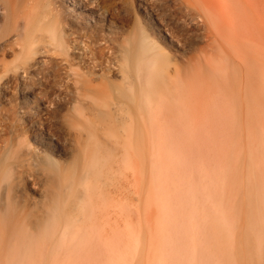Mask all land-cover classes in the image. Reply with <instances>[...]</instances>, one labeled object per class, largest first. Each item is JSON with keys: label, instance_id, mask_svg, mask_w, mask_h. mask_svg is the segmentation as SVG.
<instances>
[{"label": "bare ground", "instance_id": "obj_1", "mask_svg": "<svg viewBox=\"0 0 264 264\" xmlns=\"http://www.w3.org/2000/svg\"><path fill=\"white\" fill-rule=\"evenodd\" d=\"M18 1L0 0L5 21L0 53H8L11 44L20 51L12 64H0V100L9 98L5 94L11 91L18 100L0 110V252H6L0 264H31L43 248L39 240H56L58 248L67 238L73 241L79 219L70 214L75 211V216L86 218L94 195L106 184L112 158L122 152L127 161H139L141 124H200L205 118L202 79L215 73L214 64L226 62L221 34L211 30L220 17V0H192L207 45L183 67L172 65L169 51H158L150 38L167 47L175 42L180 49L188 38L147 6V31L135 25L130 38L121 39L100 32L102 27L108 32L113 28L109 18L124 23L117 5L59 0L67 12L76 14L73 19L85 22V29L73 23L77 29L68 31V21L53 0H45L28 19L20 13ZM86 23L93 29L86 31ZM60 108L65 113L56 119ZM190 129L186 130L192 136ZM69 150L71 161L57 159ZM26 189L43 191L46 198L36 235L25 228L36 206ZM205 225L215 252L226 263L230 234L224 220L212 212Z\"/></svg>", "mask_w": 264, "mask_h": 264}, {"label": "rangeland", "instance_id": "obj_2", "mask_svg": "<svg viewBox=\"0 0 264 264\" xmlns=\"http://www.w3.org/2000/svg\"><path fill=\"white\" fill-rule=\"evenodd\" d=\"M222 1L217 4L220 21L217 15L211 30L221 34L226 62L214 64L215 73L202 79L204 121L141 124L139 161H127L122 152L117 153L86 218L75 216V211L70 214L79 219L74 225L75 239L67 238L61 248L56 240L45 244L39 240L38 246L43 248L34 254L31 264H264V0ZM52 2L60 5L68 31L77 29L74 25L85 29V22L73 19L76 14L67 12L63 1ZM102 2L122 8L125 17L122 24L109 18L113 28L108 32L102 27L103 35L128 39L135 25L145 29L146 6L183 33L188 39L182 49L175 42L167 47L150 38L158 51H169L174 66H185L207 45L192 0ZM44 3L19 0L17 6L28 19ZM1 13L0 29L5 25ZM92 29L86 23V31ZM19 55V46L11 44L8 53H0V64L10 65ZM5 95L9 98L0 100V110L18 103L14 91ZM60 109L56 119L65 113ZM189 127L193 139L186 130ZM57 159L71 161V150ZM39 191L26 189L27 197H32L30 203H36L25 225L31 235H36L42 218L40 205L46 199ZM212 212L221 216L230 234L226 263L215 252L205 225ZM5 255L0 252V262Z\"/></svg>", "mask_w": 264, "mask_h": 264}]
</instances>
